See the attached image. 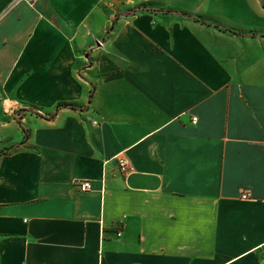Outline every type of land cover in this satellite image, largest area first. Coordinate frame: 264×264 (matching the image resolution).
Masks as SVG:
<instances>
[{
	"label": "crops",
	"instance_id": "1",
	"mask_svg": "<svg viewBox=\"0 0 264 264\" xmlns=\"http://www.w3.org/2000/svg\"><path fill=\"white\" fill-rule=\"evenodd\" d=\"M12 1L0 264H264V0Z\"/></svg>",
	"mask_w": 264,
	"mask_h": 264
},
{
	"label": "built area",
	"instance_id": "2",
	"mask_svg": "<svg viewBox=\"0 0 264 264\" xmlns=\"http://www.w3.org/2000/svg\"><path fill=\"white\" fill-rule=\"evenodd\" d=\"M39 0H13L11 5H15L18 3H25L27 5L33 6L35 5ZM196 118H192V122H195ZM92 124H96L95 120L91 121ZM116 164L118 166L119 171L123 175H127L129 172L132 171V166L128 162V160L124 157H116ZM72 185L79 191H86L91 188V183L89 180H81V179H75L72 182ZM242 197H245V195H242ZM117 236L120 235V231L117 230L116 232Z\"/></svg>",
	"mask_w": 264,
	"mask_h": 264
},
{
	"label": "trees",
	"instance_id": "3",
	"mask_svg": "<svg viewBox=\"0 0 264 264\" xmlns=\"http://www.w3.org/2000/svg\"><path fill=\"white\" fill-rule=\"evenodd\" d=\"M140 11H152V12H156V11H160V12H164V13H167V12H171L170 10H165V9H155V8H150V7H145V6H140V7H137L133 10H129V11H126L125 14H130V13H135V12H140ZM190 16V15H189ZM194 20L196 21H199L200 23H203L207 26H209L210 24L204 22L202 19L200 18H197V17H193ZM216 26V25H215ZM220 29L222 30H225V31H229V32H232V33H238L234 30H231V29H227V28H223L221 26H219ZM241 34V33H239ZM60 105V104H59ZM71 107H73L72 105H70Z\"/></svg>",
	"mask_w": 264,
	"mask_h": 264
}]
</instances>
